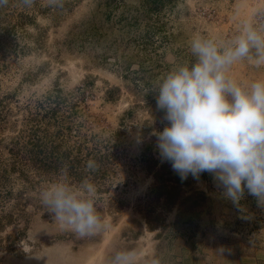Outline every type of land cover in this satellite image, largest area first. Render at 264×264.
<instances>
[{
    "label": "rangeland",
    "instance_id": "obj_1",
    "mask_svg": "<svg viewBox=\"0 0 264 264\" xmlns=\"http://www.w3.org/2000/svg\"><path fill=\"white\" fill-rule=\"evenodd\" d=\"M0 184V264H264V0H0Z\"/></svg>",
    "mask_w": 264,
    "mask_h": 264
},
{
    "label": "trees",
    "instance_id": "obj_2",
    "mask_svg": "<svg viewBox=\"0 0 264 264\" xmlns=\"http://www.w3.org/2000/svg\"><path fill=\"white\" fill-rule=\"evenodd\" d=\"M55 110H57V108H45L43 114H48L49 117ZM40 119L41 118H39V120ZM49 126L47 122L42 124V122L34 119V117H29V119H27L26 128L29 132L22 146L26 161L34 166V168L43 171L58 172L63 169L75 177H77V175L83 177L84 174L81 171L83 165L90 164V157L88 154H91V149H85L83 153H80L79 149L78 152L72 153V147L62 148L60 138L64 136L66 128L55 126L56 128L50 129ZM69 127L70 125L67 126L68 129ZM97 155L96 160L98 163L101 162L102 156L107 157V155L102 154V152L101 154L97 153ZM98 170L99 168L96 167V171L92 169V172L86 171V173L90 176L99 178L102 173L101 171L98 173ZM21 173L24 174L25 172L22 171ZM1 187L2 185L0 184V192L10 195L11 192L9 187ZM18 192H20V195L22 191ZM25 199H29L27 194L25 195Z\"/></svg>",
    "mask_w": 264,
    "mask_h": 264
}]
</instances>
